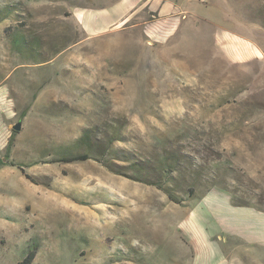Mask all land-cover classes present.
<instances>
[{
    "label": "rangeland",
    "instance_id": "rangeland-1",
    "mask_svg": "<svg viewBox=\"0 0 264 264\" xmlns=\"http://www.w3.org/2000/svg\"><path fill=\"white\" fill-rule=\"evenodd\" d=\"M116 1L0 0V264H192L175 229L211 212L182 211L211 188L264 212V0H161L166 20L138 0L127 21ZM114 2L121 23L95 36L71 13ZM86 130L105 153L58 161ZM112 150L177 155L193 196L170 201Z\"/></svg>",
    "mask_w": 264,
    "mask_h": 264
},
{
    "label": "crops",
    "instance_id": "crops-1",
    "mask_svg": "<svg viewBox=\"0 0 264 264\" xmlns=\"http://www.w3.org/2000/svg\"><path fill=\"white\" fill-rule=\"evenodd\" d=\"M118 1V0H117ZM116 1V2H117ZM161 0L153 3L154 9L160 11L158 20H166L171 11V3L161 4ZM116 2L99 8L97 14L90 8L72 10V16L87 36H95L121 23L119 18H113L109 9ZM139 7L138 0H125L122 13L125 21ZM167 13V14H166ZM233 59V55H229ZM210 207L211 212L200 216L199 223L185 231L175 229V241L178 245H187L192 264H263L264 263V212L253 206H234L229 192L211 188L195 204L183 209L186 219L193 213H202L199 208ZM239 246V247H238ZM251 250L253 256L249 263L241 256L239 248ZM185 250V251H184Z\"/></svg>",
    "mask_w": 264,
    "mask_h": 264
},
{
    "label": "trees",
    "instance_id": "trees-1",
    "mask_svg": "<svg viewBox=\"0 0 264 264\" xmlns=\"http://www.w3.org/2000/svg\"><path fill=\"white\" fill-rule=\"evenodd\" d=\"M3 12V15H0V17H3L4 15H9L12 13L10 8L6 7L4 10H0ZM1 20V18H0ZM15 45H19V39L16 37L14 38ZM120 138L114 136L112 138V143L114 141H118ZM77 143L84 142L88 147L90 148L85 150V153L82 154H69L63 157H60L58 161L62 162H72V161H78V160H85L91 157L93 155L95 159H99L96 157L95 151L98 149V153L104 154L105 153V144H101L96 140L95 137L91 135L90 130H86L83 135H81L77 140ZM92 145L94 147L92 148ZM110 149V148H109ZM98 156V155H97ZM120 157V158H119ZM112 158L113 159H120L122 161H126L128 164V167L132 171L131 177L133 179L152 184L156 186L158 189L162 190L167 198L175 203H182L185 198L181 196V193H185L188 197H192L194 194V189L192 186H188L186 190H181L177 186H174V180L177 178V176H180L181 169L178 167L180 164L179 157L177 155L172 154L170 157H168L165 162H161L160 164H154L151 161H145V160H138L134 159L133 155L125 156L122 154H118V152L112 150ZM3 161L0 159V167L3 165ZM11 165H14L13 163H10ZM112 170V169H111ZM115 173H119L118 170H112ZM171 180L173 181V185H165L163 183V180ZM231 202L234 206H249L248 203L240 201L239 197L236 196V193L231 192ZM260 210V209H258ZM34 253L30 252L28 253L24 259L17 263V264H31V261L33 259Z\"/></svg>",
    "mask_w": 264,
    "mask_h": 264
},
{
    "label": "water",
    "instance_id": "water-1",
    "mask_svg": "<svg viewBox=\"0 0 264 264\" xmlns=\"http://www.w3.org/2000/svg\"><path fill=\"white\" fill-rule=\"evenodd\" d=\"M12 128L16 131H19L21 129V122H16L15 124L12 125Z\"/></svg>",
    "mask_w": 264,
    "mask_h": 264
}]
</instances>
